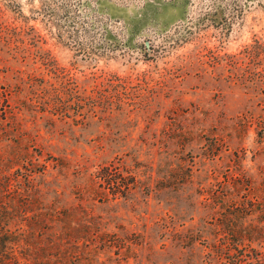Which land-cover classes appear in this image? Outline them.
<instances>
[{"label": "rangeland", "instance_id": "rangeland-1", "mask_svg": "<svg viewBox=\"0 0 264 264\" xmlns=\"http://www.w3.org/2000/svg\"><path fill=\"white\" fill-rule=\"evenodd\" d=\"M0 183L18 264H264V0H0Z\"/></svg>", "mask_w": 264, "mask_h": 264}, {"label": "trees", "instance_id": "trees-1", "mask_svg": "<svg viewBox=\"0 0 264 264\" xmlns=\"http://www.w3.org/2000/svg\"><path fill=\"white\" fill-rule=\"evenodd\" d=\"M107 180V178L105 179ZM117 184V183H116ZM2 184L0 183V186ZM117 188L120 189V187ZM130 189V185H125L123 189V193L127 192ZM2 206L0 205V211ZM3 217L0 215V264H18L17 255L15 253L16 249L19 247L21 243V232H17V230L12 231L11 229L3 228ZM258 261L261 258L256 257Z\"/></svg>", "mask_w": 264, "mask_h": 264}]
</instances>
